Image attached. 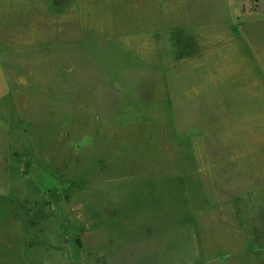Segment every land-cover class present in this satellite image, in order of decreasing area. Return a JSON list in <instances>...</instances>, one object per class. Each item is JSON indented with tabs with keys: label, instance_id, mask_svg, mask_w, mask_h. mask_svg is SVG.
I'll list each match as a JSON object with an SVG mask.
<instances>
[{
	"label": "rangeland",
	"instance_id": "obj_1",
	"mask_svg": "<svg viewBox=\"0 0 264 264\" xmlns=\"http://www.w3.org/2000/svg\"><path fill=\"white\" fill-rule=\"evenodd\" d=\"M220 1L0 0V264H264V47Z\"/></svg>",
	"mask_w": 264,
	"mask_h": 264
},
{
	"label": "crops",
	"instance_id": "obj_2",
	"mask_svg": "<svg viewBox=\"0 0 264 264\" xmlns=\"http://www.w3.org/2000/svg\"><path fill=\"white\" fill-rule=\"evenodd\" d=\"M223 4L215 0L216 5ZM226 6H222L229 15L228 26L234 31L235 42L237 39L244 46L251 45L250 33L261 32L262 46L264 47V0H225ZM221 6V5H220ZM264 56V49L263 54ZM10 80L6 72V66L0 57V102L10 94Z\"/></svg>",
	"mask_w": 264,
	"mask_h": 264
}]
</instances>
